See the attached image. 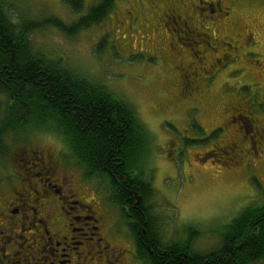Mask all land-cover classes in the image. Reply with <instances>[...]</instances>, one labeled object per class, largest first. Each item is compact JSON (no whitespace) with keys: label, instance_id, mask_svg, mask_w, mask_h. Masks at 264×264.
<instances>
[{"label":"rangeland","instance_id":"obj_1","mask_svg":"<svg viewBox=\"0 0 264 264\" xmlns=\"http://www.w3.org/2000/svg\"><path fill=\"white\" fill-rule=\"evenodd\" d=\"M100 1L86 0L84 10L75 12L65 0H3L15 22L55 16L68 26ZM237 1L242 6H237L234 18L249 26L256 41H244L242 45L236 40L237 32L232 30V36L227 33L230 30L225 31L226 36L217 42L239 57L230 64V78L218 81L219 87H202L195 102L181 96L180 79L172 62L178 58L169 50L172 36L166 30L163 34L156 32L160 15L157 9H145L144 4L141 9H120L131 8L135 0H116L104 21L73 35L54 25H45L30 34L35 49L103 83L117 97L133 102L151 137L145 164L152 187L147 204L158 239L185 242L191 238L190 246L196 253H210L221 247L233 220L250 205L264 202L263 157L231 172L232 164L222 156H202L220 140V135L209 138L207 134L220 121L215 110L222 104L237 105L241 96L249 101V109L264 113V85L250 80L264 79V0ZM133 11L136 19L130 22ZM176 45L171 44L172 49ZM261 62L263 69L256 67ZM5 96L0 98L6 100ZM186 102L200 104L203 111ZM242 105L245 106L243 101ZM4 106L5 102L1 110ZM195 122L203 124L204 129L200 131ZM28 138L40 141L33 133L26 138L13 133L4 136L0 183L10 180L9 170L16 162L14 151L24 147ZM247 154V158H254L252 149ZM108 191L106 186V197L110 198ZM117 217L125 233L121 239H109L113 244L131 247V237L118 211Z\"/></svg>","mask_w":264,"mask_h":264},{"label":"flooded vegetation","instance_id":"obj_2","mask_svg":"<svg viewBox=\"0 0 264 264\" xmlns=\"http://www.w3.org/2000/svg\"><path fill=\"white\" fill-rule=\"evenodd\" d=\"M142 4L145 9L160 12L156 32L163 34L166 30L172 36L169 50L178 58L172 62L180 79L181 96L188 101L195 102L202 87H219L218 81L230 78V64L239 56L217 42L222 35L226 36L223 33L237 32L236 40L242 45L244 41H256L249 26L234 18L237 6H242L237 0H147L146 3L135 0L131 8L120 9H141ZM134 13L130 12V22L136 19ZM173 43L177 45L172 49ZM256 67L263 69L262 62ZM250 80L264 85V79ZM239 98L242 100L237 105L225 102L215 110L221 119L207 135L209 138L220 135V140L202 152V156L209 153L222 156L232 164L231 172L264 158V113L255 112L251 106L249 109V101ZM194 102L186 103L203 111ZM124 104L136 112L133 102ZM105 106L114 110H110L114 115L110 121L115 123L106 127L119 136L117 132L124 121L118 117L120 105ZM196 125L200 131L204 129L200 122ZM30 133L38 135L40 141L28 138L24 147L14 151L16 162L9 170L10 180L0 183V264H152L156 259L169 264L176 259L169 248L180 241L161 244L147 229L150 218L153 221L147 204L152 189L147 179L150 172L145 168L148 155L140 169L131 173L119 160L121 151H110V164L103 163L90 173L76 159L62 135L30 129L16 136L26 138ZM250 149L254 158H247ZM140 171L141 179L137 181ZM106 186L110 198L106 197ZM117 211L128 229L131 247L113 244L109 239L111 236L121 239L125 233L120 228ZM140 245L145 246L146 252Z\"/></svg>","mask_w":264,"mask_h":264},{"label":"trees","instance_id":"obj_3","mask_svg":"<svg viewBox=\"0 0 264 264\" xmlns=\"http://www.w3.org/2000/svg\"><path fill=\"white\" fill-rule=\"evenodd\" d=\"M115 1L101 0L68 26L55 16L15 22L0 0V95H6V100L0 98V151H3L2 142L7 133L18 135L30 129L49 130L68 141L76 159L90 173L103 163L110 164L109 153L117 149L121 151L119 160L124 162L125 170L133 173V169H140L149 153L151 137L137 113L103 83L35 49L30 41L31 32L45 25H54L73 35L98 24L108 17ZM65 2L75 12H81L86 5V0ZM3 102L5 106L1 110ZM106 104L120 105L118 117L124 121L117 132L119 136L106 127L115 125L110 121L114 117L110 110H114ZM126 124L127 128H123ZM108 129L110 132L105 131ZM141 174L142 171L137 181ZM147 229L158 241L151 218ZM189 239L170 243L172 247L168 248L176 259L169 264H264V202L244 209L233 220L231 231L224 234L222 246L210 253L194 252L190 246L192 239ZM141 249L146 252L145 246ZM151 262L165 264L157 259Z\"/></svg>","mask_w":264,"mask_h":264},{"label":"water","instance_id":"obj_4","mask_svg":"<svg viewBox=\"0 0 264 264\" xmlns=\"http://www.w3.org/2000/svg\"><path fill=\"white\" fill-rule=\"evenodd\" d=\"M137 196H139V195H137ZM140 197V196H139ZM138 202H140L139 200H138Z\"/></svg>","mask_w":264,"mask_h":264}]
</instances>
